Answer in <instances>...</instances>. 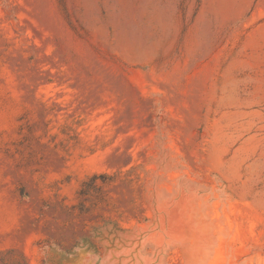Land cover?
Returning a JSON list of instances; mask_svg holds the SVG:
<instances>
[{
    "label": "rangeland",
    "instance_id": "1",
    "mask_svg": "<svg viewBox=\"0 0 264 264\" xmlns=\"http://www.w3.org/2000/svg\"><path fill=\"white\" fill-rule=\"evenodd\" d=\"M0 264H264V0H0Z\"/></svg>",
    "mask_w": 264,
    "mask_h": 264
}]
</instances>
